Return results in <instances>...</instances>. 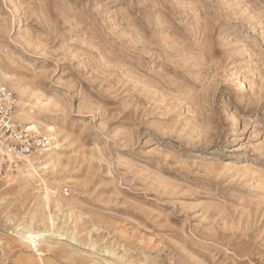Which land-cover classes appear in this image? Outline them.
Returning <instances> with one entry per match:
<instances>
[{
  "label": "rangeland",
  "instance_id": "rangeland-1",
  "mask_svg": "<svg viewBox=\"0 0 264 264\" xmlns=\"http://www.w3.org/2000/svg\"><path fill=\"white\" fill-rule=\"evenodd\" d=\"M0 83V264H264V0H0Z\"/></svg>",
  "mask_w": 264,
  "mask_h": 264
},
{
  "label": "built area",
  "instance_id": "built-area-1",
  "mask_svg": "<svg viewBox=\"0 0 264 264\" xmlns=\"http://www.w3.org/2000/svg\"><path fill=\"white\" fill-rule=\"evenodd\" d=\"M51 146V137L36 133L18 118V95L0 83V194L2 180L32 155H43Z\"/></svg>",
  "mask_w": 264,
  "mask_h": 264
},
{
  "label": "bare ground",
  "instance_id": "bare-ground-1",
  "mask_svg": "<svg viewBox=\"0 0 264 264\" xmlns=\"http://www.w3.org/2000/svg\"><path fill=\"white\" fill-rule=\"evenodd\" d=\"M5 78H8L7 76L5 77ZM9 82H11L12 84H14V86H16L17 85V83H18V81H10L9 79H7ZM13 89H14V87H13ZM18 93L20 94V96L23 94V90H19L18 89ZM25 95V94H24ZM37 105V104H36ZM34 107H36V106H34ZM31 112V111H30ZM25 113V112H24ZM21 114V113H20ZM24 115H26V114H24ZM27 117H26V121H28V127L30 128V130H32V131H34V132H36V133H39V134H41L40 132H39V130H38V128H37V125L35 124V119H34V117H33V115H31V114H27L26 115ZM24 117V116H23ZM46 130H48V131H51V130H55V128L54 127H52V126H48L47 128H46ZM51 135V134H50ZM51 139H53V138H51ZM55 144V145H54ZM52 146V148H49V150H48V152L46 153V154H43L44 156L43 157H52V155H54V153L58 150V144H56V141H55V138H54V140H53V145H51ZM42 155H32V156H30V157H27L26 158V160L23 162L24 164H26V166L28 167L27 168V171L30 169V170H34V171H36V168L38 167V165L39 164H41V163H43L42 162ZM46 164H48V162L46 163ZM49 165V164H48ZM25 169V168H24ZM39 169V168H38ZM26 172V171H25ZM30 173H32V172H30ZM30 173H22V177H25V176H27V175H30ZM34 174V173H33ZM20 175V174H19ZM8 178V177H7ZM49 190V189H48ZM48 190H46L47 192H48ZM31 227V226H30ZM25 228V227H24ZM45 231H47V230H45ZM25 232V231H24ZM27 237H28V239L30 240V243H31V245L30 246H33L34 248H36L37 249V245H38V243H37V240H39L45 233L44 232H33V231H30V230H28L27 232ZM25 234V233H24ZM26 235V234H25Z\"/></svg>",
  "mask_w": 264,
  "mask_h": 264
}]
</instances>
